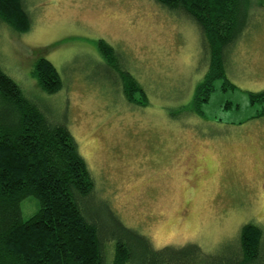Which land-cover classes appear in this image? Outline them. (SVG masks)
Here are the masks:
<instances>
[{
    "label": "rangeland",
    "instance_id": "374dc122",
    "mask_svg": "<svg viewBox=\"0 0 264 264\" xmlns=\"http://www.w3.org/2000/svg\"><path fill=\"white\" fill-rule=\"evenodd\" d=\"M25 7L27 32L0 22V69L69 127L96 182L99 198L88 205L104 225L105 201L156 249L195 243L207 253L234 252L245 224L264 234V99H252L264 92V0H252L247 27L225 53L235 87L215 80L202 113L190 105L211 54L182 11L155 0H25ZM99 40L114 47V60ZM41 57L60 72L56 93L33 76ZM126 74L146 99L136 89L128 100ZM21 205L25 219L40 207L34 196Z\"/></svg>",
    "mask_w": 264,
    "mask_h": 264
},
{
    "label": "trees",
    "instance_id": "16d2710c",
    "mask_svg": "<svg viewBox=\"0 0 264 264\" xmlns=\"http://www.w3.org/2000/svg\"><path fill=\"white\" fill-rule=\"evenodd\" d=\"M166 8L190 16L199 26L211 54L210 69L195 88L191 112L202 113L215 90V80L226 75L225 53L243 33L250 20L252 0H155ZM0 22L27 32L32 20L25 0H0ZM99 50L110 61L115 49L99 40ZM33 76L41 89L56 93L63 80L47 58L37 60ZM124 90L129 101L133 91L145 89L126 74ZM261 97L264 92L252 95ZM34 196L38 211L29 219L22 201ZM96 182L69 127L50 120L0 69V264H264V234L260 226L241 228L234 252L207 253L198 244L156 249L150 238L126 226L107 202L111 220L104 225L89 201L96 199ZM114 239V257L105 246ZM110 244V243H109Z\"/></svg>",
    "mask_w": 264,
    "mask_h": 264
}]
</instances>
